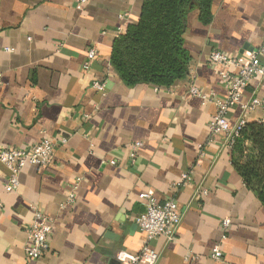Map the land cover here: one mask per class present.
<instances>
[{
    "label": "crops",
    "instance_id": "crops-1",
    "mask_svg": "<svg viewBox=\"0 0 264 264\" xmlns=\"http://www.w3.org/2000/svg\"><path fill=\"white\" fill-rule=\"evenodd\" d=\"M141 3L0 0V147L66 137L47 165L21 169L14 192L4 189L8 172L0 163V264H119V250L136 254L146 240L134 219L147 191L160 202L175 199L181 211L174 239L151 242L156 264H264V206L234 169L225 135L209 139L214 103L188 93L194 84L226 95L207 61L212 50L255 51L264 64V0H214L207 25L191 11L187 76L169 87H129L112 68L110 49L138 20ZM90 46L97 55L85 71ZM95 80L105 81L103 93L92 87ZM263 93L253 78L242 102ZM227 115L231 125L243 115L257 121L261 109L244 114L236 106ZM184 172L190 178L179 184ZM73 181L74 202L62 206ZM32 207L53 220L49 249L36 260L25 253ZM225 218L231 222L222 238ZM216 243L220 259L211 257Z\"/></svg>",
    "mask_w": 264,
    "mask_h": 264
},
{
    "label": "built area",
    "instance_id": "built-area-1",
    "mask_svg": "<svg viewBox=\"0 0 264 264\" xmlns=\"http://www.w3.org/2000/svg\"><path fill=\"white\" fill-rule=\"evenodd\" d=\"M88 0H78L84 4ZM125 15H120V19H124ZM6 50L11 51L7 48ZM97 49L90 46L87 49L86 59L82 64L83 70L90 68L91 62L96 58ZM259 53L255 51L244 52L240 54H231L219 50H212L208 56V64L218 69V73L222 82L226 87V95L218 97L214 93H205L191 84L188 93L190 95L199 96L202 102L212 101L216 107L215 113L208 121L209 139L218 134L225 135L226 143L232 147L235 140L240 136V131L247 123L246 116L239 118L233 125L228 120V111L239 106L244 114L253 111L256 108L261 109V116L257 119L264 123V93L252 95L248 102H242V97L249 87L253 78H258L264 91V64L258 57ZM1 83V77H0ZM92 87L100 92L106 90L105 81L95 80ZM52 141L49 138L42 137L37 143L31 146L17 147L4 145L0 147V163L7 169V177L4 183V189L7 192H14L19 186V175L21 169L27 165L44 167L49 163L54 155L56 146L66 143V137L62 136L58 140ZM141 143L136 141L131 144L129 159L133 163L138 155V149ZM115 161H109L114 164ZM189 174L184 172L182 180L179 182H187ZM78 182H70L67 186L66 199L62 206L72 204L75 199V189ZM139 198L143 202L144 209L136 215L134 221L138 228L145 235V242L140 251L136 254L119 250L115 258L119 264H156L158 252L151 245V242L157 237H164L168 241L174 239L176 227L181 221V211L175 199L169 198L160 202L151 191L142 192ZM34 211L33 220L27 226V243L25 246L26 257L29 260H36L47 253L49 249V236L53 227V220L50 216L40 211L36 207H32ZM230 219L225 218L221 221L223 231L222 238H225L230 227ZM211 257L220 259L222 252L220 243L213 245L211 249Z\"/></svg>",
    "mask_w": 264,
    "mask_h": 264
},
{
    "label": "trees",
    "instance_id": "trees-1",
    "mask_svg": "<svg viewBox=\"0 0 264 264\" xmlns=\"http://www.w3.org/2000/svg\"><path fill=\"white\" fill-rule=\"evenodd\" d=\"M214 0H142L139 17L111 45L110 64L129 87H169L188 74L184 45L188 14L196 10L203 25L212 21ZM231 163L264 206V123L247 122L231 147Z\"/></svg>",
    "mask_w": 264,
    "mask_h": 264
}]
</instances>
